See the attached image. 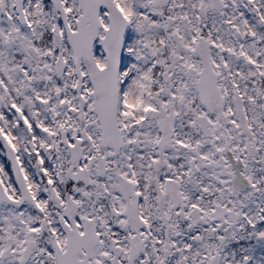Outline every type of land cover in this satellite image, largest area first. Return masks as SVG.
<instances>
[{"label":"snow or ice","instance_id":"1","mask_svg":"<svg viewBox=\"0 0 264 264\" xmlns=\"http://www.w3.org/2000/svg\"><path fill=\"white\" fill-rule=\"evenodd\" d=\"M0 264H264V0H0Z\"/></svg>","mask_w":264,"mask_h":264}]
</instances>
